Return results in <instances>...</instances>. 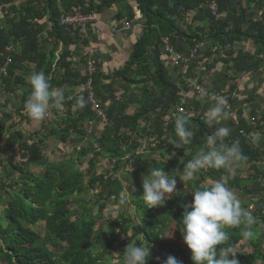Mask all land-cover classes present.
I'll list each match as a JSON object with an SVG mask.
<instances>
[{
    "label": "trees",
    "instance_id": "1",
    "mask_svg": "<svg viewBox=\"0 0 264 264\" xmlns=\"http://www.w3.org/2000/svg\"><path fill=\"white\" fill-rule=\"evenodd\" d=\"M209 1L0 0V14L5 17L4 26L0 21V69H4L0 70V93L13 94L27 85V73L43 72L52 90H60L65 96L61 113L59 108L50 109L54 123L47 122L51 123L48 136L60 145H70L74 139L89 135L95 145H83L75 156H65L63 161H50L43 154L41 132L9 123L11 115L0 105V144L7 157L0 171V264H108L107 257L117 249L116 240L110 239L101 228L98 230L97 222L102 219L104 202L110 199L119 204L125 188L133 197L130 204L135 205L141 224H131L129 217L121 215L111 221V227L121 236L131 231L133 244L147 243L148 264H164L169 256L182 264H192L191 253L179 231L180 219L185 206L192 203V192L211 187L213 181L225 182L245 198L256 197L253 215L264 221V139L259 145H252L248 139L255 127L261 128L259 123L264 129V112L260 115L251 112L250 122L243 117V110L238 109L237 122L233 123L231 110L228 111L231 134L226 142L239 140L248 157L239 175L233 176L224 169H204L195 181L185 182L180 176L184 166L205 148L208 137L221 126L210 127L205 114L193 109L190 103H185L184 112L178 111L182 96L192 93L189 82L195 80L191 84H198L196 70L202 64L205 69L215 62L220 64L223 72L214 74L212 88L233 106L232 95L239 86V78L264 75V0H216L219 19L207 10ZM106 10H114L115 22L107 23L108 27L100 24V19H107ZM77 15L93 18L85 24L86 37L81 33L80 23H62V17ZM118 24L122 27L129 24L132 29L120 45L123 49L127 45L118 58H122V63L111 70L113 61L107 64L98 57L93 63L94 72L89 74L88 52L77 60L81 54L75 48L82 46L89 51L92 44L104 50L109 40H120L113 34ZM94 26L98 28L96 33ZM101 34L108 40H99ZM163 39L180 53H190L201 43L205 46L190 64L168 68ZM213 48L217 50L213 52ZM229 73L232 76L225 80ZM88 79L91 89L82 90ZM30 91L28 85L17 96L20 101L17 116L26 125L31 119L22 112ZM90 94L95 110L88 100ZM81 95L87 102L84 108L76 103ZM255 101L254 97L246 100ZM176 115L187 119V126L194 133L191 145L178 147L168 143L170 138H176L173 119ZM143 142L144 150L148 151L145 157L137 153ZM155 147L160 153L156 154ZM173 152L177 159L171 155ZM14 153L19 160H14ZM82 160L86 163V174L71 169ZM102 160L112 169L108 167L99 173L97 166ZM127 166L130 168L126 180L134 182L133 186L131 182L124 185L117 175ZM154 167L163 168L177 179V193L172 194L164 207L149 209L142 201V184L143 177ZM251 184L256 191L249 188ZM88 192L96 195L95 207L80 198ZM245 201L248 200H241L244 208ZM129 223L130 228L126 227ZM40 225L44 235L33 229ZM167 229L173 232L170 238L166 237ZM257 231L258 237L247 241L240 235V229L230 230L229 242L238 253L239 264H264V229ZM121 254L122 249L118 256Z\"/></svg>",
    "mask_w": 264,
    "mask_h": 264
},
{
    "label": "clouds",
    "instance_id": "2",
    "mask_svg": "<svg viewBox=\"0 0 264 264\" xmlns=\"http://www.w3.org/2000/svg\"><path fill=\"white\" fill-rule=\"evenodd\" d=\"M30 94L25 101V110L34 122H43L53 107L63 106L65 96L60 90H52L49 78L43 73H32L28 78ZM214 102L206 113L207 124L211 127L220 124L228 115V101L222 95H211ZM76 103L80 108L86 105L81 95ZM174 119L175 137L168 143L178 147L192 144L194 133L187 126L184 115H176ZM231 134L228 127H217L202 148L183 168L182 180L185 182L198 179V173L204 169H224L231 175L247 162L248 157L242 152L239 140L226 142ZM172 156L175 155L173 152ZM171 156H168L170 159ZM177 179L166 174L163 168L154 167L143 177L142 201L146 208L164 207L167 200L176 191ZM125 188L121 206L130 204L133 197ZM135 191V189H133ZM191 205L185 206L179 231L183 242L191 253L192 264H239L237 252L230 241V230L240 229L244 240L252 241L259 235L257 229H264V221L259 220L244 208L233 189L221 180L213 181L209 188H196ZM190 209V210H189ZM141 224V221H138ZM173 235V232L170 236ZM124 264H148L150 246L147 243L128 244L124 252ZM164 264H182L174 256H169Z\"/></svg>",
    "mask_w": 264,
    "mask_h": 264
},
{
    "label": "rangeland",
    "instance_id": "3",
    "mask_svg": "<svg viewBox=\"0 0 264 264\" xmlns=\"http://www.w3.org/2000/svg\"><path fill=\"white\" fill-rule=\"evenodd\" d=\"M109 10L106 11V13L108 14ZM114 14V13H113ZM5 17L0 14V21L1 24L4 26L5 25ZM47 24V23H45ZM130 26V25H129ZM131 29V26H130ZM97 30V26L93 27V32L96 33ZM114 34V33H113ZM110 36V35H109ZM111 38V37H110ZM108 40V38H107ZM108 44L105 45L102 49V51H100L101 49H94L95 45H90L89 46V51L88 48H85L83 50L82 46H79L77 48H75L77 51L80 52L81 55L77 56V60L79 57H81L82 55H84L85 53L87 54L88 52V61L89 63H94L95 60L98 57H101L102 60L107 61V64L111 61H113L110 65V69L114 70V67H118L120 65V60H115L114 62V40H109L107 42ZM127 45L125 46L126 49ZM123 49V48H122ZM210 61H213V59H210ZM122 62V61H121ZM108 67V66H107ZM205 67V65H204ZM209 69H203L201 72H203L204 74H198L200 76L204 75L202 78L200 76H198V79H196L197 83L204 87L205 89L212 91L218 94V92L212 88V86L214 84H212L215 80V73L216 71H219L221 69V65L217 64V62L213 63V65H209ZM223 69V68H222ZM199 70V69H197ZM109 71V70H108ZM200 71V70H199ZM110 72V71H109ZM220 72H223V70ZM31 75V73H27L26 78H25V84L27 85H23L21 87H19L13 94L11 93H0V105L1 106H5L7 109V112L11 115V118L8 120L9 123H13V124H17V127L26 130L28 127H30L31 129H34L35 131H40V138L43 140V147H44V151L43 154L45 157H47L50 161H63V158L66 157H70L71 155H76L75 152H77L79 150V148L83 145H87V146H95L93 144V140L91 138V136L89 135H85L81 138L78 139H74V142L70 145L65 144V145H60L56 139H54L52 136H48V131L51 128V123H54V116L52 115V113L50 112V115L41 123H37L31 120L30 124H24V123H20L19 122V115L17 116V108L19 107V99L17 98V96L19 94H21L22 92H24L27 88L28 84V78ZM207 75V76H206ZM226 76V75H225ZM232 76V73H229V76H226L224 79L227 80ZM242 76V75H241ZM200 77V78H199ZM260 79H262V83H259ZM195 81V80H194ZM194 81H192L193 83H195ZM239 86H237L236 91L233 93L232 98L233 101H235V105H229V110H231V117H233L232 122L236 123L237 122V115H236V111L238 109H242L243 110V117L245 119H249L251 117V112H255L258 113L260 115V112H264V75H262L260 78L258 75H252V74H248V75H243L241 78H239ZM192 85V84H191ZM227 91V89H226ZM225 92V91H223ZM194 93V92H193ZM195 94V93H194ZM220 95V94H219ZM249 97H254L256 99L255 102L253 103H247L246 100L249 99ZM204 100V101H202ZM206 99L204 98H199V96H197V101L195 102L197 105L202 106L206 101ZM199 101V102H198ZM229 102V100H228ZM187 104V98L183 100L182 105ZM209 105H213V102L210 101ZM1 109V107H0ZM134 109L136 110L137 107H134ZM194 109V107H193ZM60 113L62 112L61 107L58 110ZM22 114L25 117H28V114L26 112V110H24L22 112ZM207 118V117H206ZM11 120V121H10ZM251 122V119H249ZM51 122L50 124H47V122ZM261 125V128H256L251 132V134L249 135V138L251 140L250 143H252V145H259L260 143H262L263 139H264V134H262V131L264 130L263 124L259 123ZM254 125V124H253ZM45 126V127H42ZM89 126V124L86 126ZM226 126V125H225ZM224 126V127H225ZM228 128L230 126H227ZM89 131V129H87ZM88 131H86V133H88ZM145 149V144L144 142L141 143L137 153H140L143 157L146 156L147 154V150ZM155 150H157V147L154 148ZM160 153V150H157L156 154ZM14 157V160H19L18 159V155L16 153H14L12 155ZM174 159H177V157L173 156ZM7 162V157L4 156L3 154V148H2V144H0V171L3 169V167H5ZM111 168V165L107 164V161L102 160V162H100L97 166L98 172L100 173H104L107 168ZM129 166L125 167L122 170L118 171V177H120L123 181V184L126 185V183H130V186H133L134 182L130 181V180H126V175L129 172ZM71 169L73 170H79L82 173L86 174V163L85 160H82L79 163L74 164L73 166H71ZM112 169V168H111ZM39 169H36V171H38ZM244 170V166L242 165L241 167H239L236 170V176L240 174V172ZM180 176H182V173L180 174ZM249 188H252L254 191H256L255 187L251 184L249 186ZM130 192V191H128ZM235 195L237 196V198L241 201L243 199H247L248 201H245L246 204V209L249 210L252 214L255 213L254 210L256 209V204L255 201L257 200L256 197L253 198V200L245 198V196L242 195V193H239L237 191H234ZM177 193V191L175 192ZM124 195V192H123ZM80 198H84L86 201H88V204L90 207H95V201H96V195L93 192H88L86 195H82ZM105 207L102 209V211L100 212V216H101V220L97 222V228L98 230H100V228L104 231V233L110 238V239H115L116 243H115V247L117 249H115V253L109 255V257H107V263L108 264H121L124 262V252L126 251V247L128 244H133V240L131 239V231H129L125 236H121L118 234V232L111 227V221H113L114 219H119V216H124V217H129L132 221L131 224H140L138 221H141V217L139 216V214L137 213V211L135 210V205L134 204H128V205H124L121 206L120 204H116L114 203L112 200H106V202H104ZM77 209V211H80L78 207H75ZM131 224L129 223L126 227L131 226ZM36 232L40 233L41 235H44V231L43 228L40 226H36L33 228ZM165 234L167 236L171 235L170 229H167L165 231ZM169 238V237H167ZM46 242H50L48 240V238H46ZM121 243V244H120ZM120 245V248L116 246ZM241 245L237 246V249L240 248ZM122 249L123 254H121L120 256H118L119 251ZM249 251V250H247ZM163 254H161L162 256ZM163 259V258H162ZM161 259V260H162Z\"/></svg>",
    "mask_w": 264,
    "mask_h": 264
},
{
    "label": "built area",
    "instance_id": "4",
    "mask_svg": "<svg viewBox=\"0 0 264 264\" xmlns=\"http://www.w3.org/2000/svg\"><path fill=\"white\" fill-rule=\"evenodd\" d=\"M206 8L210 12L212 17H214L215 19L221 18V16L218 14V11H217L218 6L216 3V0H210L206 4ZM61 20H62V23L65 25H70L73 23H80L81 27H82L81 33L84 37H86L88 34L86 32L85 24L87 22H91L93 20V18L91 16H79V15H77V17H66V18L62 17ZM122 28L124 30H128V29H130V26H129V24H127ZM204 46H205V44L201 43V44H199V47L194 48L190 53H180V52H177L172 45H170V43L168 42L167 39H163V51L166 54L165 64L167 65L168 68H173V67H176L180 64L188 65L198 57V52L200 54V51L204 49ZM199 49H201V50H199ZM216 50H217L216 48L212 49L213 52H215ZM0 70H1V72H3L4 69H0ZM87 71L89 74H92L94 72L93 63L92 64L89 63ZM90 83H91V81H90V79H88L86 84L82 87V90H85V89L90 90L91 89ZM189 87H190L191 91L194 92L197 96L204 98L207 101L213 102L210 99V97H211V95H216V94L212 93L211 91L203 88L202 86H200L198 84H192V85L189 84ZM88 100L94 106L93 110H95V101L93 100L91 94L89 95ZM182 103H180L179 109H178V111H180V112H184V110H185V107H184L185 104L182 105ZM232 119H233V117H232Z\"/></svg>",
    "mask_w": 264,
    "mask_h": 264
},
{
    "label": "crops",
    "instance_id": "5",
    "mask_svg": "<svg viewBox=\"0 0 264 264\" xmlns=\"http://www.w3.org/2000/svg\"><path fill=\"white\" fill-rule=\"evenodd\" d=\"M117 7L120 9V7H119V5H118V3H117ZM107 11V10H106ZM106 11H105V16H107V19L106 18H104V19H100V24H102L101 26H103V25H105V27H108L107 26V23H109V24H113L114 22H115V20H114V10H109V12H108V14L106 13ZM118 27H117V30H115V33H114V35H115V37H116V39L118 40V39H120V40H118V41H116L115 42V40H114V62H115V60H117L118 58H120L121 56V53L123 52L124 53V51H125V48L124 49H122L121 48V43L122 44H124V42H125V40H124V38H127V37H129L130 35H131V33H132V29H128V30H124L123 28H122V26L120 25V24H118L117 25ZM98 29V28H97ZM104 30H106V29H104ZM102 32H103V30H102ZM108 38V37H107ZM107 38H105V39H103V34H101V37L99 38V40L100 39H102V42L103 41H105V40H107ZM94 49H99V46L97 45ZM125 56V55H124ZM119 60V59H118ZM121 61H122V59H121ZM121 61H119L120 63H122ZM211 62L212 61H210V64H211ZM213 63V62H212ZM212 65V64H211ZM205 67H204V64H202L201 65V68H200V71L199 70H196L197 71V73L198 74H204L203 72H201L203 69H204ZM216 72H218V71H216ZM205 75V74H204ZM204 75H202V76H200L201 78L204 76ZM207 76V75H206ZM199 77V78H200ZM193 81V80H192ZM189 82V84H191V83H193V82ZM187 98V103H190L191 104V106H192V108L194 107V109L195 110H198L200 113H204L205 114V117H206V113L208 112V110H209V108L212 106V105H209V104H206V103H204L202 106H199V105H197L195 102L197 101V95H195L193 92L192 93H189L188 95H186L185 97H183L182 96V102H183V100L184 99H186ZM200 98V97H199ZM203 101V100H202ZM199 102V101H198ZM228 118H226L225 120H223V121H221L220 122V125L221 126H225V127H227V126H229V119L227 120ZM226 121V124L224 123ZM229 129H230V127H229Z\"/></svg>",
    "mask_w": 264,
    "mask_h": 264
}]
</instances>
